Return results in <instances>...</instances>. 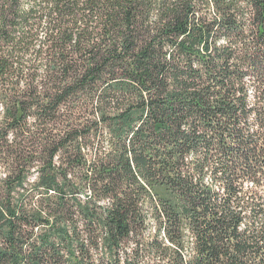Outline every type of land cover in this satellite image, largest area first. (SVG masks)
Segmentation results:
<instances>
[{
    "label": "trees",
    "instance_id": "16d2710c",
    "mask_svg": "<svg viewBox=\"0 0 264 264\" xmlns=\"http://www.w3.org/2000/svg\"><path fill=\"white\" fill-rule=\"evenodd\" d=\"M0 264H264V0H0Z\"/></svg>",
    "mask_w": 264,
    "mask_h": 264
}]
</instances>
